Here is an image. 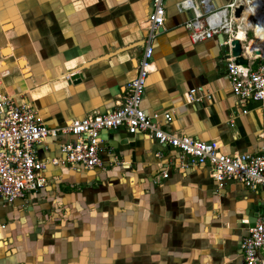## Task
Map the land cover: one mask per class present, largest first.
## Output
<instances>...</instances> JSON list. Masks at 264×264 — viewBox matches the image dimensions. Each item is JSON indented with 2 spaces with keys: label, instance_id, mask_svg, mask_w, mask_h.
Listing matches in <instances>:
<instances>
[{
  "label": "crops",
  "instance_id": "obj_1",
  "mask_svg": "<svg viewBox=\"0 0 264 264\" xmlns=\"http://www.w3.org/2000/svg\"><path fill=\"white\" fill-rule=\"evenodd\" d=\"M182 1L165 0L141 108L171 114L169 123L159 119L170 134L213 143L225 155L257 154L260 104L233 97L218 35L191 42L183 24L194 14L177 8ZM231 1L210 4L218 10ZM151 6L0 0V93L29 104L50 129L113 110L136 77L140 24ZM242 43L247 53L251 42ZM192 89L201 90L200 103L186 100ZM74 139L45 138L36 146L45 187L0 200V264H245L240 243L264 216V187L229 181L219 189L209 168L181 171L178 150L123 128L101 133L100 167L71 170L60 147Z\"/></svg>",
  "mask_w": 264,
  "mask_h": 264
},
{
  "label": "built area",
  "instance_id": "obj_2",
  "mask_svg": "<svg viewBox=\"0 0 264 264\" xmlns=\"http://www.w3.org/2000/svg\"><path fill=\"white\" fill-rule=\"evenodd\" d=\"M240 1L244 9L239 19L232 17L238 0H232L218 10L212 8L210 0H197L196 4L193 0H184L178 4L179 10H191L194 14L193 18L183 24L191 42L196 44L226 34L228 39L220 43V46H228L231 50V42L238 40L244 54L246 46H243V41L249 43L257 40V33L258 39L264 37V0ZM164 3L165 0H152L151 12L140 24L145 36L141 58L136 66L137 74L126 84L113 110L104 114L93 113L50 129L42 123L29 104H17L12 97L0 93V200L11 204L45 187L47 181L42 174L45 165L36 158V146L48 136H73V142L60 147L62 163L71 170H92L101 166V133L121 128L129 135L140 133L159 145L178 150L181 154V171L193 166L209 168L219 189L229 181L239 182L253 190L264 187V56L259 54L251 58L245 53L249 60L247 69L235 65V58L230 53L225 58L226 76L233 97L237 101L260 104L263 127L257 154L244 152L225 155L213 143L170 134L161 128L159 119L162 117L165 123H169L171 114L149 116L141 108L146 81L151 72L152 43L165 22ZM253 3L256 8L248 13ZM260 19L263 21L258 27ZM241 32L244 38L239 39ZM249 33L252 39H248ZM255 60L261 62L251 69L250 63ZM72 77L73 74H70L66 80L70 81ZM185 97L189 103H200L204 96L200 89H192ZM156 157L160 158V154L157 153ZM162 178L167 179L168 174L163 172ZM240 250L245 264H264V216H258L248 229L247 235L241 240Z\"/></svg>",
  "mask_w": 264,
  "mask_h": 264
},
{
  "label": "water",
  "instance_id": "obj_3",
  "mask_svg": "<svg viewBox=\"0 0 264 264\" xmlns=\"http://www.w3.org/2000/svg\"><path fill=\"white\" fill-rule=\"evenodd\" d=\"M243 9H244V4L240 0H238V2L236 3V6L234 8L232 17L234 19H239ZM218 37H219V39L222 40V42H224L228 39V36L226 34L218 35ZM231 47H232L231 50H229L228 46H221V50L223 52L230 53V56L235 58L234 59L235 65H240V66L247 69L248 65H249V60L244 55L246 52H244V54L242 52L243 48L241 46V43L238 40H233L231 42ZM258 55H259V52H254L253 54L250 55V57L255 58ZM75 78L78 79L77 76L74 77L73 79H75ZM109 132H114V131H109Z\"/></svg>",
  "mask_w": 264,
  "mask_h": 264
},
{
  "label": "bare ground",
  "instance_id": "obj_4",
  "mask_svg": "<svg viewBox=\"0 0 264 264\" xmlns=\"http://www.w3.org/2000/svg\"><path fill=\"white\" fill-rule=\"evenodd\" d=\"M254 5H253V7L252 6L250 7L248 13L252 12L254 10L253 8H256V5H255V7H254ZM262 21H263L262 19L259 20L258 27L260 26V22H262ZM241 36H244V33H242V32L239 33L238 38ZM258 37H259V34L257 33V40H259V41L253 40V41H251V43L249 42L250 47H249L248 52L246 54L251 55L254 52H259L260 55L264 56V37H261V39H258ZM150 70H151V67H150Z\"/></svg>",
  "mask_w": 264,
  "mask_h": 264
},
{
  "label": "rangeland",
  "instance_id": "obj_5",
  "mask_svg": "<svg viewBox=\"0 0 264 264\" xmlns=\"http://www.w3.org/2000/svg\"><path fill=\"white\" fill-rule=\"evenodd\" d=\"M252 38H253L252 34L249 33V34H248V39H252Z\"/></svg>",
  "mask_w": 264,
  "mask_h": 264
}]
</instances>
